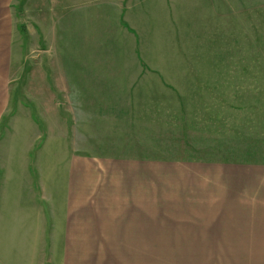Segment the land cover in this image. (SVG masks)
Listing matches in <instances>:
<instances>
[{
  "label": "rangeland",
  "instance_id": "1",
  "mask_svg": "<svg viewBox=\"0 0 264 264\" xmlns=\"http://www.w3.org/2000/svg\"><path fill=\"white\" fill-rule=\"evenodd\" d=\"M0 71V146L36 192L46 244L81 221L91 239H132L129 224L154 247L68 250L264 264V0H0ZM139 156L152 183H124L121 159ZM214 161L229 164L213 180ZM62 253L43 248L45 263Z\"/></svg>",
  "mask_w": 264,
  "mask_h": 264
},
{
  "label": "crops",
  "instance_id": "2",
  "mask_svg": "<svg viewBox=\"0 0 264 264\" xmlns=\"http://www.w3.org/2000/svg\"><path fill=\"white\" fill-rule=\"evenodd\" d=\"M6 94L7 87L3 83L0 75V119L6 106ZM4 148V145L0 146L2 154L0 156V264H46L43 257V248L47 246L50 248H63V253L60 254L58 260L57 256H55L53 261L52 259L50 260V264H88L87 262H82V252H80V255L79 250L73 251L70 254L68 249H83L90 247L101 249L109 247L147 249L154 247V240L148 238L147 227L137 229V227L125 224L123 227H120L119 232L130 233L133 238L124 239L122 238L123 236H118V238L121 239L117 240L109 239L107 236L105 237L96 229L95 233L97 238L91 239L89 236L90 227L88 228L85 226L83 221H81V225H65L64 228L59 229V231L63 233L62 238L59 240L53 239L54 241L50 239V244H46L47 241L43 240L41 206L40 204L36 205L35 202L36 192L35 190L32 191L30 187L27 192L25 176L19 175L18 171H11V166L17 168L20 163L19 161L11 162L9 148L6 147L5 151ZM148 158L151 157L139 156V158L135 160L121 159L126 160L123 163V168L127 169V174H125V172L122 175L123 182L128 184L132 181V178H134V180L139 183H152V177L151 180L148 178V168L149 171H151L153 159L151 158L148 160ZM225 162H211L213 180L214 169L216 168L218 171L220 168L228 167L229 163ZM115 164H117L116 161H111L110 163V165L113 166H115ZM130 168L133 169L130 171ZM228 177V174L222 171L220 176H216V181L220 183L224 181L227 182ZM107 183H111V181ZM27 194L28 196L32 194L31 201L29 198L27 202ZM77 214L80 215V213ZM105 214L108 215V213ZM128 214L129 213H126V215ZM136 233L143 234L141 236L145 238L137 239ZM213 245L218 246L219 243H214ZM220 245L228 246L229 244ZM242 245L250 246V244ZM229 246L239 245L231 243ZM141 252L146 256L148 255V251L146 250Z\"/></svg>",
  "mask_w": 264,
  "mask_h": 264
}]
</instances>
